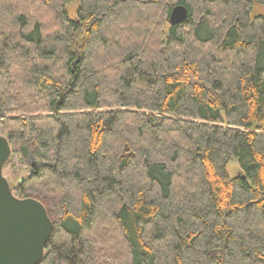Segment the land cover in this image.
Listing matches in <instances>:
<instances>
[{
  "label": "trees",
  "instance_id": "trees-1",
  "mask_svg": "<svg viewBox=\"0 0 264 264\" xmlns=\"http://www.w3.org/2000/svg\"><path fill=\"white\" fill-rule=\"evenodd\" d=\"M256 6L0 0L4 172L53 223L40 264H264Z\"/></svg>",
  "mask_w": 264,
  "mask_h": 264
},
{
  "label": "water",
  "instance_id": "water-1",
  "mask_svg": "<svg viewBox=\"0 0 264 264\" xmlns=\"http://www.w3.org/2000/svg\"><path fill=\"white\" fill-rule=\"evenodd\" d=\"M188 18V10L175 6L169 24L176 27ZM11 157L8 139L0 136V264H40L53 233L46 208L35 199L13 195L4 167Z\"/></svg>",
  "mask_w": 264,
  "mask_h": 264
},
{
  "label": "rangeland",
  "instance_id": "rangeland-1",
  "mask_svg": "<svg viewBox=\"0 0 264 264\" xmlns=\"http://www.w3.org/2000/svg\"><path fill=\"white\" fill-rule=\"evenodd\" d=\"M77 8L78 6L76 2L70 4L67 8L70 17L73 19L75 18ZM255 13L256 15L257 14L264 15V6H256ZM29 172H31L30 169L24 170L23 172L17 173L15 175L11 173L8 174L6 172H3L4 177L7 179L14 196H16L15 189L17 188V186L21 184L22 179L29 175ZM227 173L229 177L232 179L242 176L241 169L237 161H232L231 163L228 164Z\"/></svg>",
  "mask_w": 264,
  "mask_h": 264
}]
</instances>
